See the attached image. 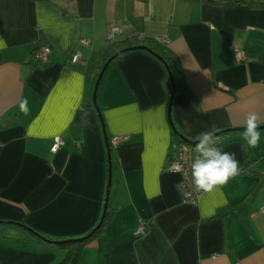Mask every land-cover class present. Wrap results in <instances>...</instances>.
<instances>
[{
	"label": "crops",
	"instance_id": "1",
	"mask_svg": "<svg viewBox=\"0 0 264 264\" xmlns=\"http://www.w3.org/2000/svg\"><path fill=\"white\" fill-rule=\"evenodd\" d=\"M113 26L112 40L152 39L176 58L170 114L187 138L242 127L252 111L264 124V8L205 0H0V264H58L66 249L31 229L77 237L97 223L108 177L104 130L126 139L114 148L104 235L81 249V264H264V129L255 148L241 139L243 130L216 136V147L235 153L239 174L196 204L182 202L180 175L165 169L178 138L168 120L163 61L142 49L120 53L99 82L104 125L92 104ZM81 38L90 45L79 46ZM40 44L50 48L49 59L31 67ZM76 49L84 58L72 63ZM25 99L27 114L19 107ZM55 135L63 144L51 152Z\"/></svg>",
	"mask_w": 264,
	"mask_h": 264
},
{
	"label": "trees",
	"instance_id": "2",
	"mask_svg": "<svg viewBox=\"0 0 264 264\" xmlns=\"http://www.w3.org/2000/svg\"><path fill=\"white\" fill-rule=\"evenodd\" d=\"M205 1L213 2V3L224 5V6L243 4L249 7H253V8H264V0H205ZM138 45L146 46L148 49L151 50V53H153L155 56H157L160 60L163 61V63L166 65L167 70H168L169 80L170 78L173 80L175 84V89H176L177 83H178V64H177V60L174 57V55L168 49H166V47H164L162 44L156 43L152 39L139 37L137 35H131L130 37L118 39V40L117 39L110 40L101 54L100 69L102 68L106 60L112 55H114L115 53H117L119 50L125 49L127 47L138 46ZM36 62L38 61L34 58V56H32V60L30 62L31 67H34ZM88 105H90V102ZM100 119L102 121V124L104 125L102 117ZM173 129L177 135L178 141H183L192 146L196 145L197 143L196 139L187 138L174 125H173ZM110 138L111 137H107L106 135L107 145L105 146L107 149V157H108V154H110L112 170H113L114 165L112 162V158L114 155V148H111L109 145ZM217 139L218 138H216V141ZM110 215H111V208H110L109 202H107L97 223L92 228H90L88 232L80 236H77V237H52V236L43 235L42 233L36 230H33V229H31V231L38 238L43 239L45 241H49L55 244V246L57 247L66 249L65 256L59 261L58 264H81L80 263L81 249L92 238L97 237V236L102 237L104 235V229H105L104 227L107 221L109 220ZM17 223L21 224L20 222H17Z\"/></svg>",
	"mask_w": 264,
	"mask_h": 264
},
{
	"label": "clouds",
	"instance_id": "3",
	"mask_svg": "<svg viewBox=\"0 0 264 264\" xmlns=\"http://www.w3.org/2000/svg\"><path fill=\"white\" fill-rule=\"evenodd\" d=\"M20 110L28 113L27 100L20 102ZM241 139L249 147L255 148L261 139L260 116L257 112H248L242 125ZM215 128L201 132L196 137L195 153L191 162V180L196 191L213 192L222 188L240 172L239 161L234 152L222 151L216 147Z\"/></svg>",
	"mask_w": 264,
	"mask_h": 264
},
{
	"label": "built area",
	"instance_id": "4",
	"mask_svg": "<svg viewBox=\"0 0 264 264\" xmlns=\"http://www.w3.org/2000/svg\"><path fill=\"white\" fill-rule=\"evenodd\" d=\"M118 28L113 26L107 32V39L112 40ZM158 41H163L161 38H157ZM78 45L81 47H88L90 45V40L86 38H81L78 41ZM50 54V48L46 44H40L34 51V58L38 62L48 61ZM237 60H242L245 54L242 50H237L235 53ZM84 58L83 53L76 49L71 54L70 61L72 63H78ZM126 139L124 135H114L109 139V145L111 148H116L121 142ZM63 144V139L59 135L53 136V141L50 146L51 152H56L59 147ZM195 146L187 144L183 141H174L171 145L170 153L167 157L165 164V169L168 171L176 172L180 175L177 181V188L180 192L181 201L184 203L196 204L202 191H196L191 180V162L196 155ZM259 211L264 215V202L260 206ZM143 231V226L140 225L135 230V234H139Z\"/></svg>",
	"mask_w": 264,
	"mask_h": 264
},
{
	"label": "water",
	"instance_id": "5",
	"mask_svg": "<svg viewBox=\"0 0 264 264\" xmlns=\"http://www.w3.org/2000/svg\"><path fill=\"white\" fill-rule=\"evenodd\" d=\"M136 49H142V50H147V51L151 52V50L148 49L144 45L127 47L125 49L119 50L117 53H115L114 55H112L111 57H109L106 60V62L104 63V65L102 66V68L100 69V71H99V73L97 75V78L95 80L94 87H93V91H92V104L94 105L95 109L97 110L100 118H101V115L99 113V108L97 107V104H96V96H97V89H98V86H99V82H100V79L102 77V74H103L105 68L110 63V61L112 59H114L117 55H119L120 53L129 51V50H136ZM170 83H171V91H170V99H169V102H168V120H169L170 124L173 126L172 120H171L170 111H171L172 98H173V95L175 93V84H174V82H173V80L171 78H170ZM103 129H104V127H103ZM260 129H264V124H261L260 125ZM234 130H243V128L242 127H229V128H224L222 130L216 131L215 132V136H219V135H222V134H225L227 132L234 131ZM105 134L106 133H105V130H104V141H105V145H107V139H106V135ZM107 161H108V177H107V186H106L105 205L108 202L109 193H110V189H111V186H112V164H111L110 154H108Z\"/></svg>",
	"mask_w": 264,
	"mask_h": 264
},
{
	"label": "rangeland",
	"instance_id": "6",
	"mask_svg": "<svg viewBox=\"0 0 264 264\" xmlns=\"http://www.w3.org/2000/svg\"><path fill=\"white\" fill-rule=\"evenodd\" d=\"M100 86V85H99ZM99 86H98V89H99ZM97 89V96H96V104H98L97 103V97H98V92H99V90Z\"/></svg>",
	"mask_w": 264,
	"mask_h": 264
}]
</instances>
